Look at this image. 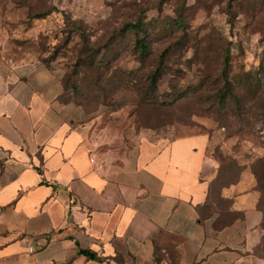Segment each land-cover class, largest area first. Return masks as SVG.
Instances as JSON below:
<instances>
[{"label": "crops", "instance_id": "obj_1", "mask_svg": "<svg viewBox=\"0 0 264 264\" xmlns=\"http://www.w3.org/2000/svg\"><path fill=\"white\" fill-rule=\"evenodd\" d=\"M63 93L44 66L0 56V264H264L248 165L222 191L224 225L217 210L199 222L218 168L208 137L118 154Z\"/></svg>", "mask_w": 264, "mask_h": 264}, {"label": "rangeland", "instance_id": "obj_2", "mask_svg": "<svg viewBox=\"0 0 264 264\" xmlns=\"http://www.w3.org/2000/svg\"><path fill=\"white\" fill-rule=\"evenodd\" d=\"M139 20L147 29L146 56L136 46L138 33L123 30ZM227 50L233 73L257 77L264 0H0V56L53 72L65 85L61 101L81 107L118 154L151 139L203 135L217 172L220 154L252 172L264 158V114L257 100L248 114L246 101L241 110L232 101L222 106ZM243 85L237 92L245 96ZM257 189L264 228L258 181ZM257 254L264 258V236Z\"/></svg>", "mask_w": 264, "mask_h": 264}, {"label": "trees", "instance_id": "obj_3", "mask_svg": "<svg viewBox=\"0 0 264 264\" xmlns=\"http://www.w3.org/2000/svg\"><path fill=\"white\" fill-rule=\"evenodd\" d=\"M177 24L179 27L184 28L183 27L184 18L182 14H180L179 17L177 18ZM123 30H130L138 33L136 46L140 51V53L143 54V56H146L149 53V46H148V38H147V29L145 28L144 23L140 20L137 21L136 23H127L124 26ZM163 56L164 55H162V58ZM230 61H231V52L227 50L224 59L225 66L222 71V77L224 78V87L222 92L218 96V99L220 100L222 106L226 107L227 103L229 101H232V103L235 105V108L237 110H241L243 107V103L246 101L244 104V109H245L244 114H248L246 110L247 105L248 104L255 105L254 100H257V104H259L258 108L264 114V91H263L264 55L260 61L259 66L257 67V77L255 76L253 71H248V72L243 71L244 73L243 72L233 73V69L231 70ZM161 66L162 63L160 64V67L155 71L152 80L154 81L157 80V77L160 75L159 72ZM242 82H245V85H243V88L246 91L245 96L240 95V91L237 92L238 89H241L240 87H238V85L241 84ZM63 86H64V93H63L64 95L65 85L63 84ZM248 97L251 98L249 99V101L246 100ZM215 159L219 163L217 176L215 177V179L211 184L209 199L205 204H203L198 208V213H199V222H203L205 218H210L213 216V212H214L213 210H217L220 216L217 219L216 225H220V223H222L220 220L224 215L223 210L231 205L230 200L222 198V191L239 182L241 173L243 172V170L246 168L247 165L240 164L235 158L227 155L225 156L223 154L218 155ZM251 169H252L251 173L253 174L256 181L255 189L258 190L257 189V181H258L260 192L264 195V158H261L258 161H256L252 165ZM213 195H215L216 199L214 201H211ZM204 215H206V217ZM222 225L224 224L222 223ZM262 225L261 227L263 228ZM79 254L86 256L90 260L100 261V258L97 256V254L91 251L81 250L79 251Z\"/></svg>", "mask_w": 264, "mask_h": 264}]
</instances>
